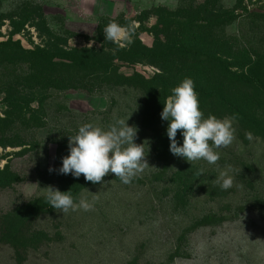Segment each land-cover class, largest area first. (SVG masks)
Instances as JSON below:
<instances>
[{"label":"rangeland","instance_id":"1","mask_svg":"<svg viewBox=\"0 0 264 264\" xmlns=\"http://www.w3.org/2000/svg\"><path fill=\"white\" fill-rule=\"evenodd\" d=\"M109 21H136L135 42L116 50L103 33ZM177 23L201 27L215 44L203 52L253 87L232 96L244 119L217 165L166 149L161 112L171 89L189 77L217 92L223 77L219 64L195 65L190 52L163 61L185 40ZM101 73L117 77L106 85L95 80ZM146 81L161 96L141 90ZM152 109L155 131L142 127ZM128 117L153 166L130 184L111 173L93 184L49 172L79 126ZM0 120V264H264V0H0ZM225 165L240 171L221 190L214 179ZM49 185L98 200L63 214L45 201Z\"/></svg>","mask_w":264,"mask_h":264},{"label":"clouds","instance_id":"2","mask_svg":"<svg viewBox=\"0 0 264 264\" xmlns=\"http://www.w3.org/2000/svg\"><path fill=\"white\" fill-rule=\"evenodd\" d=\"M138 24L130 21L121 25L109 21L103 28L105 40L116 45V50L131 46L135 40ZM171 95L166 98L161 112V119L168 121L167 136L170 141V152L176 157H182L191 164L196 161H206L217 165L221 158L219 149L229 147L236 139L235 122L238 114L225 115L218 118L207 115L200 109L195 82L185 77L177 86L171 89ZM124 118H114L106 127L94 123H84L79 126L73 136H68L69 154L62 157V166L49 172L71 174L74 178L84 176L93 184L104 182V177L114 174L123 184H130L149 167L144 143H136L138 127L130 126ZM178 131L183 136V144L177 141ZM251 133H246L251 138ZM240 170L232 165H225L214 179L221 190L234 186L235 174ZM203 174L200 169L196 175ZM46 203L63 214L70 210H93L98 196L93 194L91 200L86 197H74L70 191L62 192L51 185L47 186Z\"/></svg>","mask_w":264,"mask_h":264},{"label":"trees","instance_id":"3","mask_svg":"<svg viewBox=\"0 0 264 264\" xmlns=\"http://www.w3.org/2000/svg\"><path fill=\"white\" fill-rule=\"evenodd\" d=\"M161 24H162V27L166 26V22L164 21H162ZM175 27H177V29L180 31L179 35L181 33V36H182L183 32L186 33V36L183 35L185 40L179 39V42L175 43L176 46L174 45L175 47L173 46L172 50H167V52H165V58H164L165 60L163 59V61L167 63L168 59L173 60L172 57H176V59L179 60L181 57H183V55L185 56L186 52H190L191 54L190 53H186V54H188L191 57L195 65H199L201 63H204L205 65H208L210 63L216 64V65L219 64L220 71L223 76L222 86L220 90H218L217 92H212V91L204 90V88H199L195 86V90L197 91L199 95H201V99L205 101L206 103L202 112L205 114V117H207V115L209 114H213V115H215V113L221 114L220 111L223 110L224 112L222 113L224 114H228V115L238 114L240 118L244 119V115L241 113V106L234 98H232V96L234 95L235 91L241 88H245L247 90L253 88L249 86V82L247 81L249 77H247L244 74L237 75V74L232 73L231 71H229V67H231L230 64L226 62H222L221 60H219V58L213 56L209 52H203V51H208L206 49H209V47H206L205 44L212 43V42L208 41L209 38L203 35L204 33L200 31L201 27H199L197 24L177 23ZM140 30H141L140 32H145V31H142V29ZM212 44L215 46L214 42ZM199 54H203L207 61L206 62L199 61L197 58ZM37 58L40 61V57H37ZM84 63L85 62H82L81 64H84ZM113 77L114 78L117 77V74L112 75L110 77V76H106V74L104 73H101V76L96 77L100 80L98 81V79L96 78L95 80L99 83H105L106 85H110L111 83H113V80H112ZM221 89H225V90L227 89L226 95H224V93L221 92ZM141 90H144L145 93L147 94L149 93L150 95H152V98L154 100L157 99V95L161 96V93L157 91L156 87L151 81H146L143 84H141ZM228 98H230L233 101L232 104L226 103V99ZM215 106H217L216 112L213 109V107ZM152 107H157V104L152 105ZM158 115H159V112L157 111V109H154V110L152 109L149 113L147 112L144 113L143 121H147L146 123L148 124L142 127L151 129L153 131L157 130L158 122L156 123L154 121ZM166 133H167V130H166ZM166 149H170V143L166 145Z\"/></svg>","mask_w":264,"mask_h":264}]
</instances>
